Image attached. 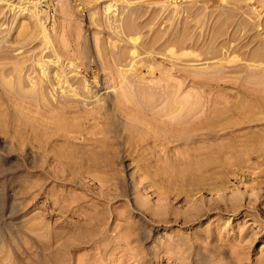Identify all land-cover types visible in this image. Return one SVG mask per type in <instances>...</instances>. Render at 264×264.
Masks as SVG:
<instances>
[{
    "label": "rangeland",
    "instance_id": "rangeland-1",
    "mask_svg": "<svg viewBox=\"0 0 264 264\" xmlns=\"http://www.w3.org/2000/svg\"><path fill=\"white\" fill-rule=\"evenodd\" d=\"M0 264H264V0H0Z\"/></svg>",
    "mask_w": 264,
    "mask_h": 264
},
{
    "label": "bare ground",
    "instance_id": "bare-ground-1",
    "mask_svg": "<svg viewBox=\"0 0 264 264\" xmlns=\"http://www.w3.org/2000/svg\"><path fill=\"white\" fill-rule=\"evenodd\" d=\"M121 28H122V26H121ZM120 28V29H121ZM123 30L126 32H129V34H133L134 33V25H132V22H128L124 27H123ZM127 34V33H126ZM131 38V42L134 44V45H136L137 43H138V41H139V38L137 37V38H135V37H130ZM48 40V39H47ZM134 48V47H133ZM129 52V54H131V58H132V60H133V63L135 62L134 60L135 59H137L138 58V53H137V51L134 49V50H132V51H128ZM131 52V53H130ZM172 54H173V52H171ZM175 54V53H174ZM187 55H188V53H187ZM186 55V56H187ZM121 56V55H120ZM171 56V55H170ZM129 58V57H128ZM128 58H126L127 60H128ZM119 59V58H118ZM121 59V58H120ZM119 59V60H120ZM130 59V58H129ZM176 59V58H175ZM115 61L117 62V60L115 59ZM122 61H124V60H122ZM126 62H128V61H126ZM130 63H131V61H130ZM127 64H129V63H127ZM125 71V70H124ZM127 72H128V70H127ZM59 78V77H58ZM126 78V77H125ZM61 82V81H60ZM65 82V81H64ZM63 83V82H62ZM75 94V93H74ZM76 95V94H75ZM153 107V106H152Z\"/></svg>",
    "mask_w": 264,
    "mask_h": 264
}]
</instances>
